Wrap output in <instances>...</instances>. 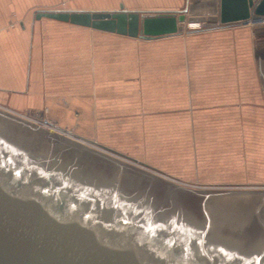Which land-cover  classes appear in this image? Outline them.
Listing matches in <instances>:
<instances>
[{"label":"crops","instance_id":"1","mask_svg":"<svg viewBox=\"0 0 264 264\" xmlns=\"http://www.w3.org/2000/svg\"><path fill=\"white\" fill-rule=\"evenodd\" d=\"M188 1L0 0V107L183 181L264 185L253 26L142 40L36 20L41 11L179 12Z\"/></svg>","mask_w":264,"mask_h":264},{"label":"water","instance_id":"2","mask_svg":"<svg viewBox=\"0 0 264 264\" xmlns=\"http://www.w3.org/2000/svg\"><path fill=\"white\" fill-rule=\"evenodd\" d=\"M44 18L153 40L262 22L264 0ZM252 35L264 90V25ZM58 130L0 107V264H264V191L187 189Z\"/></svg>","mask_w":264,"mask_h":264},{"label":"rangeland","instance_id":"3","mask_svg":"<svg viewBox=\"0 0 264 264\" xmlns=\"http://www.w3.org/2000/svg\"><path fill=\"white\" fill-rule=\"evenodd\" d=\"M22 116H24V115H22ZM24 117L29 118V119L37 122V123H40L41 125H43L45 128H47L50 131H53L55 133H57V131H59L58 128L56 129L55 125L53 123H51L50 121L49 122L52 125H50V126L44 125V123L46 122V119H43V118L42 119L41 118L40 119H34V118L27 117V116H24ZM59 133H60V131H59ZM61 133L64 134L63 132H61ZM66 137L72 138L73 135L68 133L66 135ZM85 142H87L89 145H91V146H89L90 148H92L94 150L98 149L96 145L93 146L87 140H85ZM100 152L105 153L101 149H100ZM136 163H138V162L136 161ZM199 163H200V165L206 166L208 164V156H200V160L198 159V165H199ZM128 164H132V163L129 162ZM137 168L140 169V167H137ZM147 169L148 170H151V171H148ZM141 170H144V171H146V172H148L150 174H153V175H155L157 177H160V178H162L164 180H167V181H169L171 183H174L176 185H179V186H182L184 188L191 189V190L264 191V185H258V184H256V182H252V180H250V179L249 180L246 179L247 180L246 182H223V183H215V182L208 181V179H206L208 177H201V176H197L196 177L195 176V180L194 181H186V180L183 181L182 178H179L180 175L176 174L175 172H171V174L168 175V174H164V173L156 170L155 168H150V167H147L146 168L145 166H143ZM250 170H251V168H250Z\"/></svg>","mask_w":264,"mask_h":264},{"label":"built area","instance_id":"4","mask_svg":"<svg viewBox=\"0 0 264 264\" xmlns=\"http://www.w3.org/2000/svg\"><path fill=\"white\" fill-rule=\"evenodd\" d=\"M255 25H264V21L258 22V23H250L247 26H255ZM194 26H197L198 28H193ZM189 30L193 31H199L203 29V26L201 23H192L188 25Z\"/></svg>","mask_w":264,"mask_h":264},{"label":"bare ground","instance_id":"5","mask_svg":"<svg viewBox=\"0 0 264 264\" xmlns=\"http://www.w3.org/2000/svg\"><path fill=\"white\" fill-rule=\"evenodd\" d=\"M193 28H198V27H197V26H194ZM44 125H47V124L44 123ZM47 126H50V125H47ZM56 129H57V127H56ZM59 131H60V130H59ZM60 132H63V131H60ZM63 133H64V132H63ZM88 142L90 143V141H88ZM92 143H93V142H91V144H92ZM92 145H93V146L96 145V146L98 147L97 144H94V143H93Z\"/></svg>","mask_w":264,"mask_h":264}]
</instances>
